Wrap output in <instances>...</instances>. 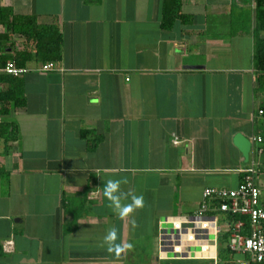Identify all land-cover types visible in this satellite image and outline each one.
Returning <instances> with one entry per match:
<instances>
[{
	"label": "crops",
	"instance_id": "obj_1",
	"mask_svg": "<svg viewBox=\"0 0 264 264\" xmlns=\"http://www.w3.org/2000/svg\"><path fill=\"white\" fill-rule=\"evenodd\" d=\"M256 5L183 0L191 22L167 29L163 0H0L64 37L61 70L29 62L26 105L0 101L9 110L0 120L18 128L0 143V264L172 262L157 258L159 220L195 212L208 187L237 188L249 161L236 135L264 138ZM7 33L0 23V56L24 49ZM125 177L145 207L121 220L102 187ZM113 227L133 245L119 258L103 245Z\"/></svg>",
	"mask_w": 264,
	"mask_h": 264
},
{
	"label": "built area",
	"instance_id": "obj_2",
	"mask_svg": "<svg viewBox=\"0 0 264 264\" xmlns=\"http://www.w3.org/2000/svg\"><path fill=\"white\" fill-rule=\"evenodd\" d=\"M30 70L9 61L0 66V74L22 76ZM40 71L61 70L55 61L43 63ZM248 166L243 170L242 182L237 188L208 187L198 209L187 215L162 218L158 223L157 258L161 262L200 260L209 264H264V205L258 173L263 163L264 138L255 134ZM176 137L174 143H179ZM236 217L228 246L245 258L226 260L220 256L219 239L222 232L221 214ZM125 264V263H105Z\"/></svg>",
	"mask_w": 264,
	"mask_h": 264
},
{
	"label": "trees",
	"instance_id": "obj_3",
	"mask_svg": "<svg viewBox=\"0 0 264 264\" xmlns=\"http://www.w3.org/2000/svg\"><path fill=\"white\" fill-rule=\"evenodd\" d=\"M92 0H87L91 2ZM180 19L183 23H190L192 18L183 11V0H163V28L172 29L176 20ZM256 27L250 33L254 35L255 46V70L257 77V89L264 95V0H257L256 12ZM0 23L8 24L10 33L5 34L9 39L13 38L14 34H20L24 38V49L16 51L13 56L7 55L5 51L3 56H0V66H5L10 60L15 61L18 66H26L34 60L50 62L61 61L63 57L64 37L61 27L58 24H42L34 14H18L13 8L0 7ZM0 83L7 84L6 88L0 90V101L12 102L16 106H25L26 97L21 76H13L9 74H0ZM259 112H264V100L261 102ZM9 113L7 108L0 109V115ZM87 132H83L87 136ZM264 135V131L262 132ZM18 136V128L13 122L0 120V143L2 141H10ZM90 147L94 146L90 142ZM65 208L71 209L72 199L67 198ZM236 217H232L228 213L221 214L222 232L220 234V256L226 260H235L245 258V255L235 254L230 251L228 242L230 238L233 222ZM172 261L168 264H193L194 262ZM207 262V261H206ZM199 263V262H198ZM209 263V262H208Z\"/></svg>",
	"mask_w": 264,
	"mask_h": 264
},
{
	"label": "clouds",
	"instance_id": "obj_4",
	"mask_svg": "<svg viewBox=\"0 0 264 264\" xmlns=\"http://www.w3.org/2000/svg\"><path fill=\"white\" fill-rule=\"evenodd\" d=\"M127 178L108 179L102 187V195L108 202V207L121 220L130 218L137 210L145 207V198L142 194L138 195L133 190L124 191L123 185L127 184ZM100 194L92 191L90 196ZM133 225L135 221H132ZM103 245L107 247L109 253L119 258L122 254L132 250L133 245L120 240L118 231L115 227L110 228L103 239Z\"/></svg>",
	"mask_w": 264,
	"mask_h": 264
},
{
	"label": "water",
	"instance_id": "obj_5",
	"mask_svg": "<svg viewBox=\"0 0 264 264\" xmlns=\"http://www.w3.org/2000/svg\"><path fill=\"white\" fill-rule=\"evenodd\" d=\"M235 143L242 151L245 160L248 162L250 159V152L252 147L251 140L243 134H237L235 137Z\"/></svg>",
	"mask_w": 264,
	"mask_h": 264
}]
</instances>
